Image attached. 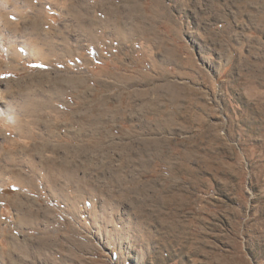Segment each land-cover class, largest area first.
<instances>
[{
  "label": "rangeland",
  "instance_id": "374dc122",
  "mask_svg": "<svg viewBox=\"0 0 264 264\" xmlns=\"http://www.w3.org/2000/svg\"><path fill=\"white\" fill-rule=\"evenodd\" d=\"M73 1L100 16L130 0H0V264H264V0H132L151 20L120 41L115 22L93 21L95 43L70 18ZM37 36L74 54L43 60ZM41 72L80 75L87 93L44 101L60 148L17 150L15 163L14 139L50 134L25 119L42 118L41 105L20 98L51 87ZM110 75L135 81L105 86ZM99 96L117 111L95 141L78 126ZM56 154L66 172L28 164ZM16 194L39 223L23 221Z\"/></svg>",
  "mask_w": 264,
  "mask_h": 264
},
{
  "label": "crops",
  "instance_id": "0c3cea01",
  "mask_svg": "<svg viewBox=\"0 0 264 264\" xmlns=\"http://www.w3.org/2000/svg\"><path fill=\"white\" fill-rule=\"evenodd\" d=\"M123 1V0H122ZM58 1H57V6H58ZM67 4V11L68 12H72V16H70V18H72L73 20H76L79 25H80V29H83L84 32H86L87 37H88V41L90 43H95L96 41H98V38H96V40L94 42H92V38L89 34L90 31H94V35L97 37L98 32H100V29L98 28V26L96 25V30L95 27L93 28V26L91 25V22L95 21L98 22L100 20L103 21H111V22H115L114 26L109 25L108 29H111L114 34L115 33H119L115 34L116 40L120 41L121 39H118L117 37L121 36L120 38H124V37H134V34L136 31H138V25L136 26V24H134L133 22L136 21H144V20H151L149 19V17H146V15H144L142 12L138 13V5L135 3H132V0L129 1V4H127V6L122 5L121 7V11L117 10L119 9V7L114 8L113 6L111 7H104L103 13L101 15H103V17L100 15L98 16L96 14V16H92L90 14V7L88 5H86V3L83 1L80 4H76L75 5V1L68 2ZM75 5V6H74ZM61 4L58 6V9L61 10ZM107 12V13H106ZM106 13V14H105ZM71 15V14H70ZM118 16V17H117ZM103 18V19H102ZM125 21V22H123ZM128 21H131L130 23H128ZM127 25V26H126ZM98 28V29H97ZM127 29L126 32H123V29ZM107 29V28H105ZM47 36V35H46ZM46 36H37L40 37V44L43 46L42 47V51L40 52V56L43 60H48L49 57H54V58H60L64 55L69 56L74 54V50L73 48H68L66 45V41L65 40H59V42H55L53 40H51V42L56 43L58 46L57 48H55V44L51 43V48H47L46 50V46H45V42H47V37ZM133 39V38H132ZM135 39V38H134ZM47 69H51L50 66H46ZM42 77H45L44 75H48L47 72H41ZM110 80H104L103 84L105 86H109L110 84H115V81L118 80L119 82H124V81H130L133 82L135 81L134 79H132L129 75L128 76H123V75H118L117 77L115 75H110ZM47 77H45L42 81L40 80V84L43 83V81L45 80L46 83H48L49 85H51L50 88H48L46 91L40 90L38 91V93H33V94H23L21 95V99L22 100H28V101H37V103H39L41 105L40 108V113L42 114V118H35L34 115L29 114L28 116H25V119L30 118L32 121H34L33 124H37V123H48V124H44L47 127V133H50L48 136H39L36 135L34 136V140H38V142L40 144H36L35 146H31L32 144V140L28 139L25 143H19L17 142V140L14 139L13 144L11 147V149H9V151L7 152V155H9L10 160L9 161H14V155L16 153V151L18 150L19 152H21L22 154H27V152H31L34 156L40 155L42 154L43 150L46 149H51L52 151L55 150V153L58 152V149L60 148V142H58V140L56 139V137H58V134L56 133V130L58 128V115L56 112H54L55 109V104L53 103H44V101L46 102H53V101H58L59 100V94H63L64 92H66V90H72L73 92H77L82 96H85V94L87 93V85H86V90L84 92H82L81 88L85 87L83 85L84 84V79L83 77L79 76H74V75H67L66 77H62L61 75H56L53 76L51 79H47ZM141 80V79H140ZM90 105L87 107L88 111H90V114H88V118H85L84 122L82 123V125L78 126L79 132H81V130L83 131H92L94 132L93 136H89V137H85L86 139H93V140H99V138L96 136V132L101 131V129L103 128L102 124L105 121L106 122V117L105 114L108 110H114L117 111V109H115L114 106H107V104L104 106L103 103V98L101 96L95 98V99H91L89 100ZM48 111H50L52 114L49 115ZM65 117V116H64ZM66 117L69 119H71V113H68L66 115ZM105 118V119H104ZM21 119V118H20ZM35 119V120H34ZM23 120V118L21 119ZM72 121H74L72 119ZM73 122H70V124H72ZM98 123V124H97ZM57 124V125H56ZM85 124H88V126H85ZM69 125V124H68ZM30 124L26 125V127H29ZM13 127V126H12ZM24 128L22 126H19V128L17 127V129L15 127H13L15 129V131L18 133H22L27 129ZM32 127V126H31ZM51 128V129H50ZM13 132H15L13 129H11ZM29 132H32V130H28ZM15 134V133H14ZM19 138V136H17ZM21 140H23L21 138ZM56 141V142H54ZM10 142V141H9ZM8 142V143H9ZM30 142V144H29ZM78 144L80 145L79 148L82 149L83 146H85V144H80L81 140H78ZM96 145L99 146V142H96ZM88 146V145H86ZM3 147H4V143H3ZM5 150V149H4ZM30 153V154H31ZM72 154H70L69 157H71ZM42 158V156L40 157ZM15 163L19 162L18 160L14 161ZM29 162V161H28ZM57 165L56 167V174L58 173V166L59 165H64L67 166V163L64 162H58V154L55 155V157L53 158H49V160L44 159L39 160L38 162H30L28 164H40V165ZM54 173V172H53ZM63 173V172H62ZM21 176L19 174H14V175H10V178L14 181H21ZM44 181H46L47 186L51 188V186H53V183H55V181L53 180V178H55L54 174L53 177L51 176H44ZM2 181V180H1ZM23 182V180H22ZM32 182V181H31ZM19 183V182H18ZM7 187L2 188L1 189V194L2 196H8L9 192L7 190ZM9 203H12L14 206H17L19 211L22 212V219L23 221H27L28 225H36L37 223H39V220L36 221H32V219L35 216V219H37L36 214L34 216L30 214V210H26V196H22L21 194H16L14 195L12 198H10V200H8ZM36 212V210H34ZM28 217V219L26 220V218ZM30 218V219H29Z\"/></svg>",
  "mask_w": 264,
  "mask_h": 264
},
{
  "label": "bare ground",
  "instance_id": "6f19581e",
  "mask_svg": "<svg viewBox=\"0 0 264 264\" xmlns=\"http://www.w3.org/2000/svg\"><path fill=\"white\" fill-rule=\"evenodd\" d=\"M241 1V0H240ZM246 3V2H245ZM146 20H144V21H142L141 20V22H145ZM105 22V25H104V28H107V24L108 23H106L107 21H104ZM130 23V22H129ZM127 26V25H126ZM109 27V26H108ZM144 31V30H143ZM115 34H118L119 35V33H115ZM144 34V33H143ZM120 37L121 36H119V39H120ZM128 37V36H127ZM123 38V37H122ZM217 42V41H216ZM175 97L174 96H172V100L174 99ZM40 106V105H39ZM31 109V108H30ZM111 116V115H110ZM110 119V118H109ZM175 115H174V113L171 111H169L168 113H167V118H166V122H164L163 123V125H167L169 128H172L173 126H174V124L176 123V121H175ZM67 167L68 166H66V167H64V165H59L58 166V171H60V172H66V170H67ZM12 251V250H11ZM9 256H11V255H9Z\"/></svg>",
  "mask_w": 264,
  "mask_h": 264
}]
</instances>
